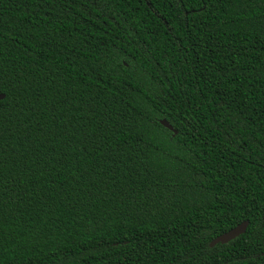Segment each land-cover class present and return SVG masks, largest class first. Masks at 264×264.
I'll use <instances>...</instances> for the list:
<instances>
[{
    "label": "trees",
    "instance_id": "trees-1",
    "mask_svg": "<svg viewBox=\"0 0 264 264\" xmlns=\"http://www.w3.org/2000/svg\"><path fill=\"white\" fill-rule=\"evenodd\" d=\"M0 94V264H264V0H0Z\"/></svg>",
    "mask_w": 264,
    "mask_h": 264
},
{
    "label": "water",
    "instance_id": "water-1",
    "mask_svg": "<svg viewBox=\"0 0 264 264\" xmlns=\"http://www.w3.org/2000/svg\"><path fill=\"white\" fill-rule=\"evenodd\" d=\"M3 98V95L0 94V99ZM159 124L161 126H163L164 128H166L169 131H172V133L174 134L175 132L171 129V127L167 124V122H165L164 120H159ZM247 222L243 221L240 224H238L237 226H235L234 228L228 230L227 232L218 235L217 237H215L214 239H212L209 243H208V247H212L213 245L220 243V244H224L230 240H232L233 238H235L236 236L242 234L246 228Z\"/></svg>",
    "mask_w": 264,
    "mask_h": 264
}]
</instances>
